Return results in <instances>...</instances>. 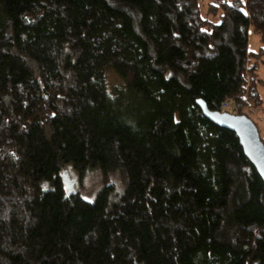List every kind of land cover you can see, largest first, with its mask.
Masks as SVG:
<instances>
[{"label": "trees", "instance_id": "16d2710c", "mask_svg": "<svg viewBox=\"0 0 264 264\" xmlns=\"http://www.w3.org/2000/svg\"><path fill=\"white\" fill-rule=\"evenodd\" d=\"M250 29L264 0H0V264H264V181L197 104L262 105Z\"/></svg>", "mask_w": 264, "mask_h": 264}, {"label": "rangeland", "instance_id": "374dc122", "mask_svg": "<svg viewBox=\"0 0 264 264\" xmlns=\"http://www.w3.org/2000/svg\"><path fill=\"white\" fill-rule=\"evenodd\" d=\"M218 22V20H215ZM264 49V42L261 36L253 29L249 31V49L251 51H258ZM259 76L264 80V64L260 65ZM112 86L119 84L120 81L113 74H110ZM259 93L264 100V87H259ZM246 113L249 118L256 123L262 134H264V102L261 106H250ZM68 190H77L86 200H92L97 192L103 187L101 172L99 169L87 170L83 175L78 171H74L72 167L68 166L63 171Z\"/></svg>", "mask_w": 264, "mask_h": 264}, {"label": "water", "instance_id": "95a60500", "mask_svg": "<svg viewBox=\"0 0 264 264\" xmlns=\"http://www.w3.org/2000/svg\"><path fill=\"white\" fill-rule=\"evenodd\" d=\"M197 104L211 122L238 135L247 157L264 181V143L261 139L260 131L253 120L246 115L211 111L201 99L197 100Z\"/></svg>", "mask_w": 264, "mask_h": 264}, {"label": "built area", "instance_id": "2783aa9c", "mask_svg": "<svg viewBox=\"0 0 264 264\" xmlns=\"http://www.w3.org/2000/svg\"><path fill=\"white\" fill-rule=\"evenodd\" d=\"M226 110H229V111H231V114H237V111H236V109L234 108V105H229V104H226V105H224L223 106V108H222V113L223 112H225Z\"/></svg>", "mask_w": 264, "mask_h": 264}]
</instances>
